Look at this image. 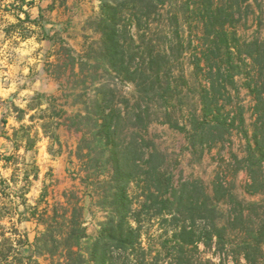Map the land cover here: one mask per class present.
Instances as JSON below:
<instances>
[{"label": "rangeland", "instance_id": "1", "mask_svg": "<svg viewBox=\"0 0 264 264\" xmlns=\"http://www.w3.org/2000/svg\"><path fill=\"white\" fill-rule=\"evenodd\" d=\"M33 1L32 5L21 6L20 0H0V179L5 180L3 187L7 193L4 204L8 208L3 212L7 214L12 208L13 216L12 219L5 217L6 225L17 223L34 241L45 228L38 219L52 213L56 207L60 208L59 204L66 203L69 197L83 200L88 232L91 235L98 233L106 212L97 203V196L93 198L94 187L82 181L86 171L78 147L83 132L68 126V117L79 110L85 112L87 106L93 110L92 101L102 87L116 92L114 104L128 116L124 134L132 137V145L137 143L144 159L154 154L155 166L170 173L175 186L197 182L213 196L214 183L221 176L230 191L225 197L221 194L224 209H234L237 202L255 203L256 208H247L246 214L251 213L255 221L264 225V191L251 193L248 190L249 174L243 168V162H239L245 156L247 144L240 131L234 130L232 142L193 147L186 134L168 120L167 102L161 97L167 81L163 70L161 84L154 86L151 81L145 86L141 80H130L127 72H109L105 67L101 28L104 3H109L120 14L122 37L128 34L127 58L151 45L161 51L170 47V33L179 27L187 48L169 79L182 91L172 102L179 108L175 115L183 123V115L187 117L190 111L188 105H197V87L204 81L192 63L195 54L200 52L204 34L202 24L187 7L190 2L192 5V0H167L164 4L159 3L150 17L144 15L142 19L133 20L135 7L151 9L147 0ZM225 1L236 5L234 29L238 35L247 42H258L259 52L264 54V0ZM25 10L31 19L39 21H20L19 17H26ZM175 14L178 15L177 24L172 23ZM173 46H176L175 42ZM65 48L82 56L83 62L76 68L79 75H73L71 66L66 65ZM170 52L174 58L179 55L177 48ZM136 66L137 63H133L131 70ZM250 71L256 73L247 68L237 77L238 90H233L234 101L228 107H244L251 135L255 119L253 102L244 85ZM182 74L189 84L184 83ZM146 89L152 90L147 94ZM137 114H141V119ZM88 151L85 147L84 153ZM141 164L147 167L145 163ZM143 186L144 183L135 181L130 186L136 210H140L146 200ZM162 222V216L144 222L146 246L158 247L168 231ZM241 261L246 263L245 259ZM40 264H51V261L41 257ZM230 264L236 263L231 259Z\"/></svg>", "mask_w": 264, "mask_h": 264}, {"label": "trees", "instance_id": "2", "mask_svg": "<svg viewBox=\"0 0 264 264\" xmlns=\"http://www.w3.org/2000/svg\"><path fill=\"white\" fill-rule=\"evenodd\" d=\"M20 1L21 6L34 3L33 0ZM166 2L147 0L151 9L135 7L132 20L142 19L144 15L150 17L159 3ZM187 7L204 29L200 52L195 54L192 63L205 82H199L198 103L188 105L190 111L187 117L183 115V123L175 115L179 108L172 102L182 91L169 79L187 48L179 27L170 33V47L161 51L151 45L127 58L128 34L122 37L120 14L109 3H104L101 28L106 70L118 74L127 72L130 80H141L145 86L151 81L154 86L161 84L163 70L167 81L161 97L166 99L172 126L184 132L193 147L232 142L234 130L240 131L247 139L245 156L239 160L249 174L247 188L251 193L264 191V54L259 52L258 42L242 40L234 29V3L192 0V5L190 2ZM25 13L26 17H19L20 21H39L31 19L28 11ZM172 23H178V15H173ZM131 38L133 44V33ZM174 48L179 51L175 58L170 52ZM64 50L66 65L71 66L73 75H79L76 68L83 62L82 56L74 55L72 49ZM133 63L137 66L131 70ZM247 68L256 71L248 72L244 83L253 102L255 119L251 135L244 107H228L234 101L233 90H238L237 77ZM181 78L189 84L184 74ZM104 88L92 101L93 110L87 106L85 112L79 110L68 117V126L83 132L78 147L86 171L82 181L94 187L93 198L97 196V203L106 212L98 233L88 232L83 200L67 197L66 203L59 204L60 208L38 219L45 228L31 241L17 223L12 222L10 226L4 223L6 216L11 219L13 216L12 208L7 211L8 215L3 212L8 208L4 204L7 193L3 187L5 180L0 179V264H40L41 257L49 258L51 264H230L231 259L236 264H264V225L255 221L251 213L246 214V209L256 208V204L237 202L234 209L225 210V201L220 197L230 195V191L221 176L214 183L213 196L197 182L175 186L170 173L155 166L154 154L144 159L137 143L133 146L132 137L124 134L128 116L114 104L116 92ZM150 90L145 92L149 94ZM137 116L140 118L141 114ZM85 147L89 148L87 153H84ZM134 181L144 183L146 200L140 210L134 208L130 194ZM152 216H162L168 230L157 248L151 244L146 246L143 240V224ZM27 249L29 252L25 253ZM242 259L246 263H242Z\"/></svg>", "mask_w": 264, "mask_h": 264}, {"label": "crops", "instance_id": "3", "mask_svg": "<svg viewBox=\"0 0 264 264\" xmlns=\"http://www.w3.org/2000/svg\"><path fill=\"white\" fill-rule=\"evenodd\" d=\"M34 16V15H33Z\"/></svg>", "mask_w": 264, "mask_h": 264}]
</instances>
